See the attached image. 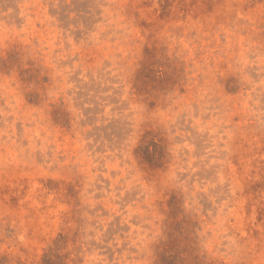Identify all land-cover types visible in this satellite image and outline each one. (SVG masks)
<instances>
[{"label":"rangeland","instance_id":"1","mask_svg":"<svg viewBox=\"0 0 264 264\" xmlns=\"http://www.w3.org/2000/svg\"><path fill=\"white\" fill-rule=\"evenodd\" d=\"M0 264H264V0H0Z\"/></svg>","mask_w":264,"mask_h":264}]
</instances>
